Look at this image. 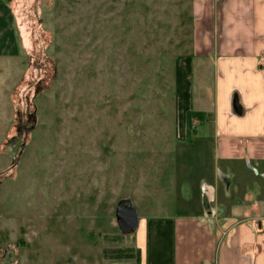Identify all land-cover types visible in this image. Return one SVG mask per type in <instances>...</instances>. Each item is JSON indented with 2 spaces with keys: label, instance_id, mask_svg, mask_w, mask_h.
<instances>
[{
  "label": "rangeland",
  "instance_id": "374dc122",
  "mask_svg": "<svg viewBox=\"0 0 264 264\" xmlns=\"http://www.w3.org/2000/svg\"><path fill=\"white\" fill-rule=\"evenodd\" d=\"M0 5V264H138L145 219L214 213L203 180L217 178L220 206L240 198L212 139H193L200 121L175 135L189 0ZM123 200L139 218L129 236L115 222Z\"/></svg>",
  "mask_w": 264,
  "mask_h": 264
},
{
  "label": "crops",
  "instance_id": "0c3cea01",
  "mask_svg": "<svg viewBox=\"0 0 264 264\" xmlns=\"http://www.w3.org/2000/svg\"><path fill=\"white\" fill-rule=\"evenodd\" d=\"M189 9L188 47L170 80L175 135L185 137L188 112L201 114L193 139H212L217 168L240 198L222 196L220 206L217 178L203 180L214 213L145 219L140 264H264V0H189Z\"/></svg>",
  "mask_w": 264,
  "mask_h": 264
},
{
  "label": "water",
  "instance_id": "95a60500",
  "mask_svg": "<svg viewBox=\"0 0 264 264\" xmlns=\"http://www.w3.org/2000/svg\"><path fill=\"white\" fill-rule=\"evenodd\" d=\"M232 108L236 114H240V107L238 100L233 99ZM32 128L26 130L25 132L31 131ZM115 222L116 226L123 236L131 235L139 226V218L137 211L129 200H123L116 205L115 208Z\"/></svg>",
  "mask_w": 264,
  "mask_h": 264
},
{
  "label": "trees",
  "instance_id": "16d2710c",
  "mask_svg": "<svg viewBox=\"0 0 264 264\" xmlns=\"http://www.w3.org/2000/svg\"><path fill=\"white\" fill-rule=\"evenodd\" d=\"M193 119H196L197 121H202V115L201 114H199V113H193V112H188L187 113V117H186V124H187V127H188V133H189V128H190V126H191V121L193 120ZM138 253V264H140V255H139V252H137Z\"/></svg>",
  "mask_w": 264,
  "mask_h": 264
}]
</instances>
